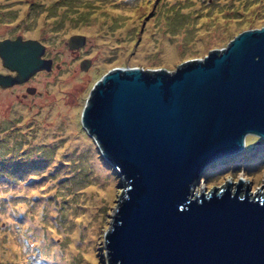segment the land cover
I'll return each mask as SVG.
<instances>
[{"label":"rangeland","instance_id":"1","mask_svg":"<svg viewBox=\"0 0 264 264\" xmlns=\"http://www.w3.org/2000/svg\"><path fill=\"white\" fill-rule=\"evenodd\" d=\"M263 24L264 0H0V36L38 40L53 60L34 72L32 101L16 99L23 86L0 91V264H109L104 236L123 185L74 123L76 77L119 60L173 71ZM207 169L192 190L241 178L264 191V140L247 135L241 153Z\"/></svg>","mask_w":264,"mask_h":264},{"label":"water","instance_id":"2","mask_svg":"<svg viewBox=\"0 0 264 264\" xmlns=\"http://www.w3.org/2000/svg\"><path fill=\"white\" fill-rule=\"evenodd\" d=\"M84 37L74 35L69 47ZM35 39L0 41V85L52 60ZM88 61L82 62L86 68ZM74 123L122 180L104 245L109 264H264V191L241 178L192 194L247 135L264 140V24L226 46L161 66L110 61L74 81ZM242 184V187H241Z\"/></svg>","mask_w":264,"mask_h":264},{"label":"flooded vegetation","instance_id":"3","mask_svg":"<svg viewBox=\"0 0 264 264\" xmlns=\"http://www.w3.org/2000/svg\"><path fill=\"white\" fill-rule=\"evenodd\" d=\"M18 36H20V35H15V36L14 35L0 36V41L1 40H6V39L13 40V39H15ZM23 39H25V38H23ZM45 50H46V48H45ZM44 55H45V52L43 54V58L48 59V57H45ZM52 67H53V60H52L51 68ZM57 67H59V66H57ZM36 73L30 74L28 76V78L26 80H24V81L15 82V83L7 86V87L6 86L3 87V86L0 85V91H1V93H5V91H7V90H10V93H14L17 88H19L20 86H23L22 87L23 92H21L20 95L16 94L15 95L16 99H18V100L19 99L27 100L30 97L31 98L30 101H32V99L34 98V96L38 93V91L36 90V88L31 85V81H33ZM0 74H3V75H11V76L16 75V71L11 70L8 67L4 66L3 59H2L1 56H0ZM13 89H15V90H13ZM30 101H28V104L30 106H32V104L30 103Z\"/></svg>","mask_w":264,"mask_h":264},{"label":"bare ground","instance_id":"4","mask_svg":"<svg viewBox=\"0 0 264 264\" xmlns=\"http://www.w3.org/2000/svg\"><path fill=\"white\" fill-rule=\"evenodd\" d=\"M92 31H94V32L97 31V26H96V25L93 26ZM146 41H149V39L147 38ZM238 153H241V151L238 152ZM236 154H237V153H236ZM218 166H222V165H221V164H218ZM215 168H216V167H213V168H210V167H209V169H211V170H208V169L206 168V169L208 170V171H206V173H207L208 175H210V173L212 172V170H214ZM206 169H205V170H206ZM209 171H210V172H209ZM246 181H247V180H246ZM242 183L245 184V181L243 180ZM241 187H242V184H241ZM197 190H199V189H194V190H192V194L195 195L196 192H197ZM95 226H96V223H94V228H96Z\"/></svg>","mask_w":264,"mask_h":264},{"label":"clouds","instance_id":"5","mask_svg":"<svg viewBox=\"0 0 264 264\" xmlns=\"http://www.w3.org/2000/svg\"><path fill=\"white\" fill-rule=\"evenodd\" d=\"M260 139V138H259ZM261 141H263L262 139H260ZM244 150V149H243ZM242 150V151H243ZM233 155V154H232ZM230 156V155H229ZM225 157H227V156H225ZM224 158V157H223ZM203 172H205V170L203 171ZM204 177H205V174H204ZM205 179H206V177H205ZM239 179V178H238ZM243 180V179H242Z\"/></svg>","mask_w":264,"mask_h":264}]
</instances>
